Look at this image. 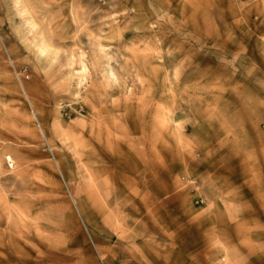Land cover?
<instances>
[{"label":"rangeland","instance_id":"obj_1","mask_svg":"<svg viewBox=\"0 0 264 264\" xmlns=\"http://www.w3.org/2000/svg\"><path fill=\"white\" fill-rule=\"evenodd\" d=\"M263 213L264 0H0V264H232Z\"/></svg>","mask_w":264,"mask_h":264},{"label":"crops","instance_id":"obj_2","mask_svg":"<svg viewBox=\"0 0 264 264\" xmlns=\"http://www.w3.org/2000/svg\"><path fill=\"white\" fill-rule=\"evenodd\" d=\"M254 219L257 220V217ZM245 220L246 218L244 222ZM249 234L246 231L238 232L236 238L223 234V239L227 240L223 252L232 257V264H264V222L257 224ZM246 240L250 242L247 243Z\"/></svg>","mask_w":264,"mask_h":264}]
</instances>
